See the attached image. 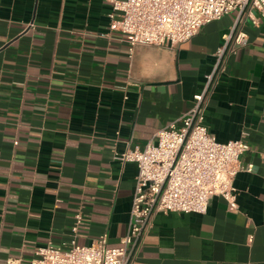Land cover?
<instances>
[{
	"label": "crops",
	"instance_id": "crops-1",
	"mask_svg": "<svg viewBox=\"0 0 264 264\" xmlns=\"http://www.w3.org/2000/svg\"><path fill=\"white\" fill-rule=\"evenodd\" d=\"M110 0H0V264L38 247L127 234L138 165L118 155L177 121L204 90L233 11L175 46L110 28ZM205 103L219 141L250 144L237 207L157 212L132 264H264V18L241 22ZM83 215L75 232L76 215Z\"/></svg>",
	"mask_w": 264,
	"mask_h": 264
},
{
	"label": "built area",
	"instance_id": "built-area-1",
	"mask_svg": "<svg viewBox=\"0 0 264 264\" xmlns=\"http://www.w3.org/2000/svg\"><path fill=\"white\" fill-rule=\"evenodd\" d=\"M110 28L129 36L130 52L138 45L175 46L192 38L203 25L237 11L239 19L218 50L214 69L204 90L194 95L193 107L143 147H127L119 157L138 165L129 230L121 244H108L104 233L88 245L72 238L69 243L49 242L36 249L29 264H132L153 214L181 211L206 213L213 196L224 197L237 207L234 179L251 170L242 155L250 149L243 138L219 141L205 123V103L226 55L245 43L241 22L259 24L264 0H110ZM83 215H76V232Z\"/></svg>",
	"mask_w": 264,
	"mask_h": 264
}]
</instances>
